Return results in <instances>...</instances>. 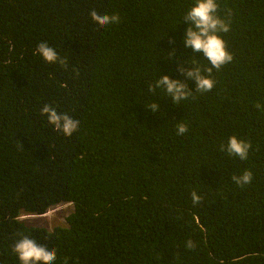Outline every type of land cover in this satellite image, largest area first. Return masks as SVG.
<instances>
[{"label": "trees", "instance_id": "1", "mask_svg": "<svg viewBox=\"0 0 264 264\" xmlns=\"http://www.w3.org/2000/svg\"><path fill=\"white\" fill-rule=\"evenodd\" d=\"M193 3L0 0V264H21L22 236L55 249L54 264H264V0H217L233 60L174 105L148 85L184 80L181 61L210 66L183 44ZM92 10L120 20L101 27ZM41 42L67 66L37 54ZM46 104L78 130H55ZM233 135L247 159L221 150ZM245 170L251 183L237 185ZM64 203L66 226L20 219Z\"/></svg>", "mask_w": 264, "mask_h": 264}, {"label": "clouds", "instance_id": "2", "mask_svg": "<svg viewBox=\"0 0 264 264\" xmlns=\"http://www.w3.org/2000/svg\"><path fill=\"white\" fill-rule=\"evenodd\" d=\"M217 0H194L183 17V22L187 23L183 44L185 48H190L193 53H202L203 57L209 62V67L202 68L195 63H190L191 67H185L184 61L177 65V71L185 79H173L169 75L157 77L154 83H149L148 91L155 93L156 89H163L167 98H171L174 105L187 100L193 96V93H206L213 89L215 81L211 78L213 69L219 71L222 66L233 60V55L227 50V45L220 33H227L230 30V24L222 19L218 14ZM92 21L97 25L104 27L119 22L120 17L117 14H98L95 10L89 13ZM39 54L48 63H59L61 66H67V59L61 58L58 52L50 47L46 42H41L36 49ZM173 53L169 54L170 58ZM204 73H207L205 75ZM188 80L195 83L193 91ZM255 107L264 111V106L256 103ZM153 113L158 112L160 105L153 100V103L146 107ZM41 115L46 119L55 130L61 131L65 136H71L79 128L80 121L72 118L67 113L58 112L55 107L44 105L41 109ZM187 125L179 123L177 125V134L183 135L187 132ZM250 142L233 135L228 138L226 145H221V150H225L229 156L235 155L240 159H247ZM233 181L240 186L251 183L253 174L245 170L241 175H233ZM193 204H199L201 197L196 191L191 193ZM69 204L71 203H64ZM63 205V204H60ZM57 205L56 207L60 206ZM188 248H194V243L189 240L186 244ZM13 252L17 255L21 264H54L57 253L55 249H48L39 244L35 239L28 236H22L13 246Z\"/></svg>", "mask_w": 264, "mask_h": 264}, {"label": "rangeland", "instance_id": "3", "mask_svg": "<svg viewBox=\"0 0 264 264\" xmlns=\"http://www.w3.org/2000/svg\"><path fill=\"white\" fill-rule=\"evenodd\" d=\"M73 207L69 204H63L58 207L50 209L45 215H27L22 213L21 220H25L30 224L41 222L42 226L52 229L54 226H66L67 217L71 213Z\"/></svg>", "mask_w": 264, "mask_h": 264}]
</instances>
